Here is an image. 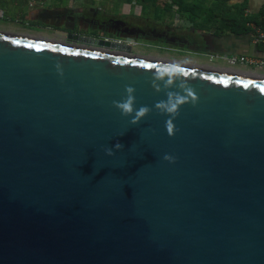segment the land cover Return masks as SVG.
<instances>
[{"label":"water","instance_id":"1","mask_svg":"<svg viewBox=\"0 0 264 264\" xmlns=\"http://www.w3.org/2000/svg\"><path fill=\"white\" fill-rule=\"evenodd\" d=\"M0 264H264V75L0 31Z\"/></svg>","mask_w":264,"mask_h":264},{"label":"rangeland","instance_id":"2","mask_svg":"<svg viewBox=\"0 0 264 264\" xmlns=\"http://www.w3.org/2000/svg\"><path fill=\"white\" fill-rule=\"evenodd\" d=\"M39 2L41 1L39 0ZM48 4L52 6L60 4L67 5L64 8H73L77 11L87 12L90 17L93 15V19H104L110 15H118L123 18H128L133 22H142L143 20L146 21V24L157 22L158 24H163L166 30H168V27H183L184 30L182 31L184 32H188L190 29H200L198 23H204L209 19L207 16H201L193 20V17L189 14L182 13L176 6H171L172 0H48ZM36 6L37 4L34 0H0V31L57 40H60L63 36L70 37V31L65 27L60 30L52 26L49 30H43L36 26L39 24V21H42V13L33 14ZM55 9L49 6L44 8L46 12ZM190 21L194 22L195 26H190ZM213 21L215 22V20ZM135 51L143 56L158 57L170 61L196 65H206L203 62H207L210 65L229 66V59L236 58L238 59L237 66L245 67L248 70L255 68L264 72V66L256 63L251 65L249 63V60L259 58H255V56L249 55L247 52H244L245 55L234 52L229 54L228 58L225 56L220 57L215 53V57H213V54L206 55L204 50L200 49H185L183 51L181 49H172L166 43L154 45L146 43L145 41L135 47ZM242 59L245 60L242 61Z\"/></svg>","mask_w":264,"mask_h":264},{"label":"flooded vegetation","instance_id":"3","mask_svg":"<svg viewBox=\"0 0 264 264\" xmlns=\"http://www.w3.org/2000/svg\"><path fill=\"white\" fill-rule=\"evenodd\" d=\"M44 14V15H43ZM43 15V18H42ZM42 21L36 25L43 30H49L52 26L66 28L70 31L68 38L63 36L61 41L87 45L88 47L106 49L111 52L125 53L128 55H142L135 51V47L142 44L143 41L154 45L166 43L172 49H195L207 51L208 47H202L205 36L201 38L194 29L184 32L181 28H169L166 30L163 24L157 22L146 24V21L133 22L128 18L121 16H108L104 19L90 17L87 12L77 11L75 9L64 8L55 9L41 14ZM170 29V30H169ZM76 40V41H75ZM80 40H87L86 43H79ZM108 42L114 45L125 46L124 49H117L113 45L106 47L100 46L101 43ZM206 44V42H205ZM130 47V50L127 48Z\"/></svg>","mask_w":264,"mask_h":264},{"label":"clouds","instance_id":"4","mask_svg":"<svg viewBox=\"0 0 264 264\" xmlns=\"http://www.w3.org/2000/svg\"><path fill=\"white\" fill-rule=\"evenodd\" d=\"M57 67H59V65ZM165 74H167V76L162 81L165 88L170 89L174 85V80L175 82L179 80V88L182 89L185 93L184 95H181L179 92L168 91L167 99L159 101L155 105V107L162 114L166 113L170 116V118L166 120L165 126L168 134L172 135L173 129L175 127L173 121L174 118L179 115L178 110L180 106L186 103L190 97L192 99V102L195 103L196 92L187 83V80L183 79V77H186L188 73L185 71V68L179 64H162L160 68L154 72L153 87L158 91L160 90L161 85L157 83V81H159L160 78ZM172 74L177 75L173 77ZM125 91L127 93L126 97L121 101H114V105L121 111L122 115L132 117V124H137L141 120V118L145 117L151 111V109L147 106H141L139 109H136L134 107L136 102V97L134 95L135 89L132 86H126ZM115 147L117 149H120L122 145L120 143H117ZM106 151L108 155H113L111 149H107ZM164 159L170 162H174V157H172L171 155H165Z\"/></svg>","mask_w":264,"mask_h":264},{"label":"trees","instance_id":"5","mask_svg":"<svg viewBox=\"0 0 264 264\" xmlns=\"http://www.w3.org/2000/svg\"><path fill=\"white\" fill-rule=\"evenodd\" d=\"M171 6L189 14L193 20L207 16L209 19L203 27L221 26L235 35L255 33L254 27L264 31V5L259 11L251 12L250 0H172Z\"/></svg>","mask_w":264,"mask_h":264},{"label":"crops","instance_id":"6","mask_svg":"<svg viewBox=\"0 0 264 264\" xmlns=\"http://www.w3.org/2000/svg\"><path fill=\"white\" fill-rule=\"evenodd\" d=\"M41 2H39V0H34V2L37 4L34 12L36 14H41L46 12V10H44L45 7L49 6L51 8H56L59 10H63L64 7H66L67 5H55L52 6L50 4H48V0H40ZM238 1H242V0H236ZM264 5V0H250V11L251 12H257L260 10V8ZM47 13V12H46ZM189 25H194L195 23L190 21ZM204 23H198V26L200 29L195 30L198 34H200L201 38H203V36H205L204 42H202V47H208L207 51L205 49L202 48V50H204L205 54L212 55L213 57H215V53H217V55L221 56H225L226 58L229 57V54L231 53H238L240 55H245L244 52H247L249 55H253L255 56V58H259V59H264V44L263 43H257L255 41L256 38V31L255 29L254 32L255 33H251L250 35H235L234 33L224 29V27H219V26H215L213 27H203ZM206 42V44H205ZM219 59V58H218ZM206 65H210L207 62H203ZM254 65V64H251ZM210 66H215L218 68H232V70L238 71V72H251V73H255V74H263V71H260L259 69H246L245 67L243 68L242 66H233L232 65L228 66V65H210Z\"/></svg>","mask_w":264,"mask_h":264},{"label":"built area","instance_id":"7","mask_svg":"<svg viewBox=\"0 0 264 264\" xmlns=\"http://www.w3.org/2000/svg\"><path fill=\"white\" fill-rule=\"evenodd\" d=\"M255 29L256 31V38H255V41L257 43H263L264 44V31H261L260 29H257V28H253ZM229 63L230 65L232 66H236V64L238 63V59L236 58H233V59H229ZM245 59H242V61H244ZM249 63L250 64H260L261 66H264V60L262 59H251L249 60Z\"/></svg>","mask_w":264,"mask_h":264}]
</instances>
